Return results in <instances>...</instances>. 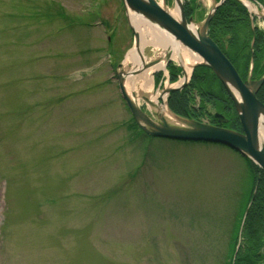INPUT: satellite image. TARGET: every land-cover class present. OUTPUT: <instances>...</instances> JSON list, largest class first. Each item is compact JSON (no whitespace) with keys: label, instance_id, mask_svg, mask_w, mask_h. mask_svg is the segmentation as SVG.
I'll return each mask as SVG.
<instances>
[{"label":"rangeland","instance_id":"1","mask_svg":"<svg viewBox=\"0 0 264 264\" xmlns=\"http://www.w3.org/2000/svg\"><path fill=\"white\" fill-rule=\"evenodd\" d=\"M214 3L201 0L197 27ZM133 41L123 0H0V264L232 258L250 199L246 161L222 144L127 125L115 73ZM159 75L151 91L135 90L148 113L141 94L163 90L167 68Z\"/></svg>","mask_w":264,"mask_h":264},{"label":"water","instance_id":"2","mask_svg":"<svg viewBox=\"0 0 264 264\" xmlns=\"http://www.w3.org/2000/svg\"><path fill=\"white\" fill-rule=\"evenodd\" d=\"M123 1L127 10L129 23L134 33L133 48H137L142 44L144 37L140 29L132 24L129 17V9L141 16L142 21L149 24L153 31L156 32L157 30L161 32L162 28L170 33L177 43L180 45L183 44L193 53H196L199 59L193 64L192 69L197 65H206L213 70L234 101L243 131L178 115L168 105L167 107L179 123L170 122L161 113L154 110L151 111L152 116L137 103L135 99L136 92L132 91L131 95L126 88L125 79L129 72L122 70L124 62H121L116 69L120 91L139 126L146 133L156 137L204 141L226 145L240 152L242 155L247 156L264 170V132H261L262 122H264V102L257 97V92L264 83V75L259 78L249 77L244 80L233 62L208 34L210 21L216 9L225 0H214L215 3L212 9L200 24V27H197L194 23V17L187 18L184 9V0H176L180 7L179 18L172 15L170 11L160 5L158 0ZM192 24H195L196 29L192 27ZM159 37L163 44L165 42L164 39L161 36ZM144 46L145 52H153L154 45L147 44ZM167 55H169L167 58H170L171 55L169 53ZM154 63L155 61L150 64ZM185 84L186 81L180 86L169 87L167 89V95L172 91L182 88ZM142 96L147 103H152L149 96ZM215 117L219 123L228 121L220 112H216Z\"/></svg>","mask_w":264,"mask_h":264},{"label":"trees","instance_id":"3","mask_svg":"<svg viewBox=\"0 0 264 264\" xmlns=\"http://www.w3.org/2000/svg\"><path fill=\"white\" fill-rule=\"evenodd\" d=\"M199 5V0H185V12L188 18L196 13ZM249 16L248 8L240 0H225L217 8L209 26L210 36L236 65L243 78L248 75L252 43L255 70L257 73H264V32L256 33V27L252 26ZM168 68L171 80L175 81L178 69L172 61L168 64ZM215 79L219 81L218 90L212 88ZM194 91H197L201 97L202 104L199 107L193 104ZM257 96L264 102V83L258 90ZM208 102L217 104V109L224 111L230 117L226 126L235 130L241 129L233 100L222 81L206 65L196 66L188 85L180 90L172 91L168 97L169 106L175 113L193 119H202L203 115H206ZM127 125L133 130H138L140 134L153 137L140 128L133 116ZM241 156L245 159L252 176L247 206L252 197L254 198L243 221V231L234 239L233 259H229L226 264H264V170L247 156Z\"/></svg>","mask_w":264,"mask_h":264},{"label":"bare ground","instance_id":"4","mask_svg":"<svg viewBox=\"0 0 264 264\" xmlns=\"http://www.w3.org/2000/svg\"><path fill=\"white\" fill-rule=\"evenodd\" d=\"M158 2L168 11H170L172 15L177 18L180 17V7L178 2H176V5L173 6L168 5L166 0H158ZM251 8L252 10L260 14L262 13V11H259L255 5L251 4ZM129 17L132 24L140 29L144 37L142 39V44H140L137 48L135 47L131 49V51L128 53L122 67V70L129 72L126 75L125 85L130 94V89H132L133 91H135L136 89L144 90L147 88L150 91L152 90L154 84V72L158 69H165L167 53L181 62V64L184 66L185 72L188 75L191 73L193 64L199 59V56L196 53H193V55H191L189 51L185 50L184 48L182 49L181 45L174 40V37L162 28L161 32H158L157 30L156 32L153 31L151 26L143 22L142 17L136 14L131 9H129ZM192 27L196 29L195 24H192ZM159 36L164 39L165 42L163 44L161 43ZM147 44L154 45V48L158 49V52H156L155 50L152 53L145 52L144 45ZM153 61H155V63L150 64ZM180 83L181 82L177 83L176 85ZM168 87H170V85H167L165 90L161 92L159 91L157 93H152L149 96V99L152 102L149 103V108L161 113L170 122L179 123V121L167 107L166 94ZM137 97L138 95H135L136 101ZM160 98H162L163 101H160ZM261 132H264V122H262Z\"/></svg>","mask_w":264,"mask_h":264},{"label":"flooded vegetation","instance_id":"5","mask_svg":"<svg viewBox=\"0 0 264 264\" xmlns=\"http://www.w3.org/2000/svg\"><path fill=\"white\" fill-rule=\"evenodd\" d=\"M250 1H251L252 3L255 2V3H261L262 5H264V0H250ZM249 15H250L249 17H250V19H251V23H252V16H251V13H249ZM254 19L258 21L259 18L257 19V17L254 16ZM254 27H256V30L254 29V30L256 31V33H259L260 31H262V29L260 28V26H259L258 24H256ZM252 42H253V41H252ZM252 46H253V50H254V45H253V43H252ZM255 69H256V67H255V62H254V68H253L254 71H253V74H254V76H257V75H259L260 73H257ZM216 122H217V120H216ZM216 124H218V122H217ZM241 128H242V126H241ZM240 130H241V129H240Z\"/></svg>","mask_w":264,"mask_h":264}]
</instances>
